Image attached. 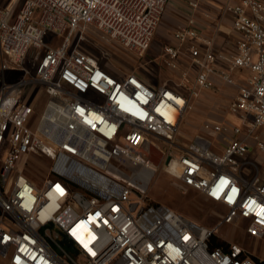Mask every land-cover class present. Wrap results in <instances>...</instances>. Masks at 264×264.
Returning <instances> with one entry per match:
<instances>
[{"label":"built area","instance_id":"1","mask_svg":"<svg viewBox=\"0 0 264 264\" xmlns=\"http://www.w3.org/2000/svg\"><path fill=\"white\" fill-rule=\"evenodd\" d=\"M202 1L189 0L191 10ZM168 3L10 0L0 8V264H261L241 243L212 244L231 224L264 245V0H224L234 38L219 48V27L206 36L194 16L180 24L160 54L176 86L113 71L73 43L93 25L145 58ZM224 86L236 89L227 112L240 122L205 118L180 141L193 99ZM251 147L260 157H248ZM156 152L169 172L176 165L183 187L222 205L216 224L148 196ZM38 156L52 160L45 175Z\"/></svg>","mask_w":264,"mask_h":264},{"label":"rangeland","instance_id":"2","mask_svg":"<svg viewBox=\"0 0 264 264\" xmlns=\"http://www.w3.org/2000/svg\"><path fill=\"white\" fill-rule=\"evenodd\" d=\"M162 29V23L155 32L151 47L147 51L145 58H140L136 53L126 49L118 43H110L101 38L99 30L89 25L83 32L73 35V43H78L85 51L95 55L103 66L116 72H128L135 70L142 75L150 74L156 78V83L167 81L170 85L176 86L178 78L168 69L160 56L163 43L157 41ZM149 57L152 60H149ZM25 65L31 67L34 71L35 65L31 59L27 58ZM31 86H28V90ZM41 96V97H40ZM43 98L41 91L37 99ZM193 99L183 117L179 140L185 141L192 137L199 129L201 122L205 119L204 110ZM217 143V142H216ZM161 148L169 149L168 144L158 141ZM52 160L48 157L38 156L36 158L38 174L45 175L51 165ZM154 164L157 170L153 174L147 194L157 202L164 203L176 211L194 219L195 221L212 226L220 219V213L225 209L219 203L208 199L203 193L192 188L182 186L180 179L172 172H169L166 165L161 161V154L155 153ZM217 242L229 243L236 241L245 245L256 259L264 264V245L260 244L255 238L246 235L244 230L237 226L234 228L231 224H223L216 236Z\"/></svg>","mask_w":264,"mask_h":264},{"label":"crops","instance_id":"3","mask_svg":"<svg viewBox=\"0 0 264 264\" xmlns=\"http://www.w3.org/2000/svg\"><path fill=\"white\" fill-rule=\"evenodd\" d=\"M9 1L0 0V8L4 7ZM223 2L224 0H203L200 8L193 12L189 6V0H169L161 21L162 29L160 28V35L157 41H161L164 45L176 43L174 37L175 29L180 24L186 23L190 16H194L198 27L202 29L203 35L210 36L213 33L212 28L215 26L219 27L217 48L232 43L234 38V34L231 32L233 15L231 13L222 15L221 8ZM205 13H209L210 16H205ZM235 92L236 89L233 86H224L216 92L203 90L201 96L197 98V102L201 104L200 106L204 110L203 116L210 118L219 117L220 115L235 119L239 123L240 116L238 114L234 116L227 112L228 103ZM257 156L260 157L258 150L255 147H251L248 157L258 158ZM260 160L262 161V159Z\"/></svg>","mask_w":264,"mask_h":264},{"label":"bare ground","instance_id":"4","mask_svg":"<svg viewBox=\"0 0 264 264\" xmlns=\"http://www.w3.org/2000/svg\"><path fill=\"white\" fill-rule=\"evenodd\" d=\"M170 172L174 173L175 175L177 174L178 168L176 167V165H172V167L169 169ZM154 174V170L151 169V171L149 172V177H152Z\"/></svg>","mask_w":264,"mask_h":264},{"label":"water","instance_id":"5","mask_svg":"<svg viewBox=\"0 0 264 264\" xmlns=\"http://www.w3.org/2000/svg\"><path fill=\"white\" fill-rule=\"evenodd\" d=\"M170 155H168L167 159H166V164L169 163L170 160ZM63 242H65L67 245H72V240L69 237H65Z\"/></svg>","mask_w":264,"mask_h":264},{"label":"trees","instance_id":"6","mask_svg":"<svg viewBox=\"0 0 264 264\" xmlns=\"http://www.w3.org/2000/svg\"><path fill=\"white\" fill-rule=\"evenodd\" d=\"M215 239L216 237L214 238V243L212 244L213 246H218V245L228 246V243H220V242H217V240Z\"/></svg>","mask_w":264,"mask_h":264}]
</instances>
